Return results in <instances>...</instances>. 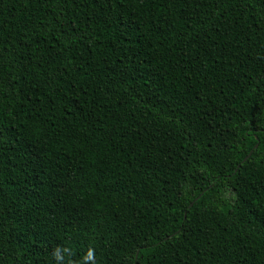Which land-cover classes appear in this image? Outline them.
I'll return each instance as SVG.
<instances>
[{
  "label": "trees",
  "instance_id": "1",
  "mask_svg": "<svg viewBox=\"0 0 264 264\" xmlns=\"http://www.w3.org/2000/svg\"><path fill=\"white\" fill-rule=\"evenodd\" d=\"M0 264H264V0H0Z\"/></svg>",
  "mask_w": 264,
  "mask_h": 264
},
{
  "label": "clouds",
  "instance_id": "2",
  "mask_svg": "<svg viewBox=\"0 0 264 264\" xmlns=\"http://www.w3.org/2000/svg\"><path fill=\"white\" fill-rule=\"evenodd\" d=\"M92 253H89V256L91 257ZM54 256L56 257L57 260H61L62 257L60 256V251L56 250V252L54 253Z\"/></svg>",
  "mask_w": 264,
  "mask_h": 264
}]
</instances>
